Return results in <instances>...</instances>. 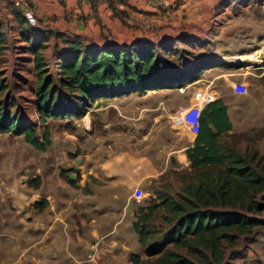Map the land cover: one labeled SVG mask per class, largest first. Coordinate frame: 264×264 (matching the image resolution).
Returning a JSON list of instances; mask_svg holds the SVG:
<instances>
[{"label": "rangeland", "instance_id": "obj_1", "mask_svg": "<svg viewBox=\"0 0 264 264\" xmlns=\"http://www.w3.org/2000/svg\"><path fill=\"white\" fill-rule=\"evenodd\" d=\"M188 1L155 0L154 15L170 17L185 6L184 11L173 20L154 21L146 33L156 44L185 37L189 44L178 41L174 50L220 64L182 88L93 101L81 118L39 116L34 57L25 52L15 20L0 23L5 46L0 102L40 140L48 129L51 140L43 151L23 134L0 130V264H133L131 253L147 260L132 226L135 213L165 193L179 192L183 179L194 181L186 150L200 111L213 99L225 102L233 123L222 139L264 171V0ZM26 18L38 26L37 18ZM65 37L47 39L48 76L55 85L53 52L66 49ZM126 152L136 155V166L129 165ZM258 199L264 206V193ZM161 212L155 224L165 230ZM257 216L264 220V210ZM97 222L103 233L118 224L112 239L86 231ZM160 241L156 236L148 243ZM226 250L225 264H264V225ZM233 253L239 255L231 258ZM154 258L145 264H154Z\"/></svg>", "mask_w": 264, "mask_h": 264}, {"label": "trees", "instance_id": "obj_2", "mask_svg": "<svg viewBox=\"0 0 264 264\" xmlns=\"http://www.w3.org/2000/svg\"><path fill=\"white\" fill-rule=\"evenodd\" d=\"M15 15L19 34L27 43L25 52L34 57L37 110L43 120L81 118L87 106L100 99L182 88L198 80L206 69L220 64L199 58L194 61L185 56L186 49L174 50L178 41L189 44L185 37L159 44L138 40L131 45L89 47L80 37H65L30 24L21 12ZM50 35L65 37L67 44L57 56L59 85L48 76L45 50ZM4 49L0 31V93L5 89L1 70ZM174 54L176 59L171 57ZM232 129L225 102L220 98L209 101L200 111L195 141L186 150L194 181L183 179L179 192L165 193L160 202L142 206L135 213L133 229L139 243L146 247L148 259L155 257L154 264H225L226 247L237 245L242 237L264 225L257 216L264 210L258 199L264 193V171L251 163V157L222 139ZM0 130L23 134L39 150L51 144L48 129L40 140L31 126L13 116L1 102ZM32 182L40 184V180ZM160 211L165 230L155 224ZM156 236H161L160 242L148 243ZM129 260L133 264L147 261L137 253H131Z\"/></svg>", "mask_w": 264, "mask_h": 264}, {"label": "crops", "instance_id": "obj_3", "mask_svg": "<svg viewBox=\"0 0 264 264\" xmlns=\"http://www.w3.org/2000/svg\"><path fill=\"white\" fill-rule=\"evenodd\" d=\"M19 0H0V23L5 25V21L15 20L16 12H21L24 16L25 5H16ZM23 1V0H20ZM30 4V11L33 17L37 18L38 27L47 26L48 29L65 34L70 37H80L89 47L123 46L131 45L138 40H151L147 30L153 31V22L174 19L175 13H182L184 7L164 15H154L155 0H26ZM189 0L187 3H190ZM185 5V4H184ZM187 11V8L185 12ZM136 16V17H135ZM170 18V19H169ZM135 19H139L145 24H137ZM36 20V19H35ZM179 29L177 28V31ZM180 31V30H179ZM160 32H166L165 29ZM170 36L169 33H162L161 37ZM174 38V37H172ZM153 41V40H152ZM61 49V50H60ZM54 50V48H53ZM63 47H57L53 53L59 55ZM51 55V54H50ZM196 138V135H195ZM193 140V143L195 141ZM124 156H130V166H136L138 159L131 152H126ZM130 154V155H129ZM134 155V156H133ZM137 161V162H136ZM116 175V174H115ZM117 174L114 178H118ZM96 222V221H95ZM94 223V221L92 222ZM93 234L105 240H110L111 235L116 233V224L112 231L103 233V227L88 223ZM110 237V238H108ZM108 238V239H107ZM115 238V237H114ZM118 238V236H116ZM117 240V239H114ZM107 257V256H106ZM105 257V259H106ZM95 260V258H94ZM107 264V263H105Z\"/></svg>", "mask_w": 264, "mask_h": 264}, {"label": "built area", "instance_id": "obj_4", "mask_svg": "<svg viewBox=\"0 0 264 264\" xmlns=\"http://www.w3.org/2000/svg\"><path fill=\"white\" fill-rule=\"evenodd\" d=\"M21 4L25 5V10H24L25 16L28 17V18H34L32 12L30 11L29 2L26 1V0H23V1L19 0V1L16 2V5H18V6L21 5ZM154 6H155V3H154ZM134 22H136L137 24H139L141 26H145V24L143 22H141L139 19H135Z\"/></svg>", "mask_w": 264, "mask_h": 264}]
</instances>
